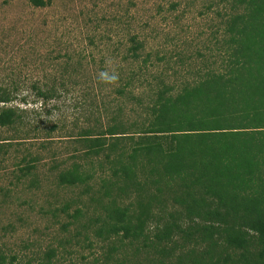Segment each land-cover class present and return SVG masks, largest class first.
<instances>
[{
	"label": "trees",
	"instance_id": "16d2710c",
	"mask_svg": "<svg viewBox=\"0 0 264 264\" xmlns=\"http://www.w3.org/2000/svg\"><path fill=\"white\" fill-rule=\"evenodd\" d=\"M26 1L33 8L48 3ZM239 1L245 13L226 23L234 48L225 74L206 72L173 97L169 88L157 92L138 126L134 121L125 127L115 118L104 127L79 129L66 138L77 143L83 162L48 167L55 171L56 186L81 188L80 194L97 205L102 218L94 220L99 224L95 236L128 240L127 246L139 243L136 251L151 258L148 264H264V0ZM129 40L130 58L137 61L142 45ZM70 60L65 55L62 66L57 63L50 86L31 83L29 92L42 102L40 107L75 84L65 80L80 74L79 64ZM129 86L125 82L113 93L122 99ZM18 89V81L0 80L3 162L11 143L27 141L25 134L18 139L15 133L35 128L27 111L11 106L15 100L26 103ZM55 129L50 126L45 136ZM38 158L27 148L23 151L9 173L14 184L26 180L28 188L35 186ZM58 164L65 166L58 170ZM95 176L98 189L90 184ZM9 183L14 185L11 179ZM130 197L123 207L118 204ZM71 203H64L60 212L67 213ZM82 209L66 216L77 219ZM147 224H152L151 234ZM116 248L109 246L108 255ZM54 254L46 249L21 262L0 251V264H51Z\"/></svg>",
	"mask_w": 264,
	"mask_h": 264
},
{
	"label": "rangeland",
	"instance_id": "374dc122",
	"mask_svg": "<svg viewBox=\"0 0 264 264\" xmlns=\"http://www.w3.org/2000/svg\"><path fill=\"white\" fill-rule=\"evenodd\" d=\"M244 13L239 0H48L44 8H33L26 0H0V80L19 82L18 95L26 103L9 105L27 111L35 127L15 133L18 139L25 134L27 141L11 143L6 160L0 158V251L21 262L53 249L51 264H148L151 258L136 251L139 243L127 246L128 240L95 236L99 224L94 220L102 218L97 205L80 194L81 188L56 186L55 171L48 167L83 162L77 143L66 138L79 129L117 119L125 127L134 121L138 126L157 92L169 88L173 97L206 72L225 74L234 48L226 23ZM131 38L142 45L137 61L130 58ZM65 55L73 66L79 64L80 74L65 78L75 84L40 107L29 87L37 81L50 86ZM101 73L118 78L108 83ZM125 82L130 86L119 99L113 91ZM53 125L56 129L45 136ZM26 148L39 157L36 184L30 188L26 180L14 184L9 174ZM90 184L98 189L100 179L95 176ZM131 199L118 204L123 207ZM67 202H73L67 213L60 212ZM76 207H83L80 217L66 216ZM146 227L149 233L152 224ZM109 246L117 252L108 255Z\"/></svg>",
	"mask_w": 264,
	"mask_h": 264
},
{
	"label": "clouds",
	"instance_id": "9594fccd",
	"mask_svg": "<svg viewBox=\"0 0 264 264\" xmlns=\"http://www.w3.org/2000/svg\"><path fill=\"white\" fill-rule=\"evenodd\" d=\"M101 79L108 83H114L117 80V75L113 73L112 75H109L108 73H101Z\"/></svg>",
	"mask_w": 264,
	"mask_h": 264
}]
</instances>
